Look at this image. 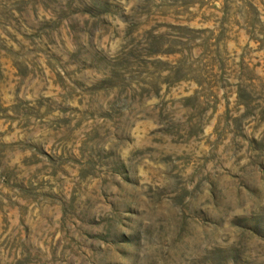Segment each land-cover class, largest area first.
<instances>
[{"label":"rangeland","instance_id":"374dc122","mask_svg":"<svg viewBox=\"0 0 264 264\" xmlns=\"http://www.w3.org/2000/svg\"><path fill=\"white\" fill-rule=\"evenodd\" d=\"M0 264H264V0H0Z\"/></svg>","mask_w":264,"mask_h":264}]
</instances>
